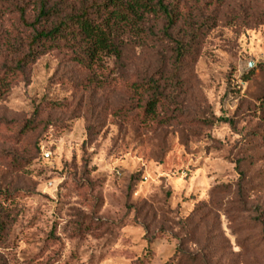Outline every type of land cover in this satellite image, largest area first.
<instances>
[{"label": "rangeland", "instance_id": "1", "mask_svg": "<svg viewBox=\"0 0 264 264\" xmlns=\"http://www.w3.org/2000/svg\"><path fill=\"white\" fill-rule=\"evenodd\" d=\"M169 2L171 34L192 45L181 89L166 91L176 101L156 118L134 107L133 86L171 73L160 19L119 61L88 70L56 51L7 78L6 264H177L180 248L199 264H264V0ZM23 42L0 0V79Z\"/></svg>", "mask_w": 264, "mask_h": 264}, {"label": "trees", "instance_id": "2", "mask_svg": "<svg viewBox=\"0 0 264 264\" xmlns=\"http://www.w3.org/2000/svg\"><path fill=\"white\" fill-rule=\"evenodd\" d=\"M17 10L25 29V43L15 50L10 67H3L0 79V98L8 91L7 78L26 75L28 64L56 51H66L70 60L91 70L102 67L104 58L121 60L127 39L154 38L152 21L162 20L163 37L172 44L171 73L165 80L147 79L135 84L134 107L143 110L147 118H156L174 97L167 89H181V71L184 68L192 42L179 40L171 34L177 26L179 13L169 0H5ZM232 124L229 120L219 121ZM236 184L237 196H243L241 181ZM228 188V187H227ZM6 231V222L0 214V244ZM199 256L178 249L177 264H199ZM202 260V259H201ZM0 264H6L0 255ZM201 264H206L202 260Z\"/></svg>", "mask_w": 264, "mask_h": 264}, {"label": "built area", "instance_id": "3", "mask_svg": "<svg viewBox=\"0 0 264 264\" xmlns=\"http://www.w3.org/2000/svg\"><path fill=\"white\" fill-rule=\"evenodd\" d=\"M43 155H44V158L49 159L51 154L49 152H46Z\"/></svg>", "mask_w": 264, "mask_h": 264}]
</instances>
